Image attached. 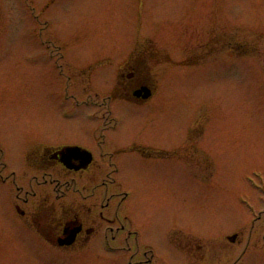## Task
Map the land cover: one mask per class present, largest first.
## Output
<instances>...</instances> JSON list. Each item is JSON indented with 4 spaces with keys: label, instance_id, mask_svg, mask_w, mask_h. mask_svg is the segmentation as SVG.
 Masks as SVG:
<instances>
[{
    "label": "rangeland",
    "instance_id": "obj_1",
    "mask_svg": "<svg viewBox=\"0 0 264 264\" xmlns=\"http://www.w3.org/2000/svg\"><path fill=\"white\" fill-rule=\"evenodd\" d=\"M132 49L140 56L136 64L146 65L145 80L157 83L152 104L161 106L136 109L155 114L147 116L148 124L129 107L114 106V114H123L120 134L161 129L160 119L168 129L175 118L183 147L215 152L208 184L191 179L183 164L177 185L183 225L217 237L243 219L249 233V206L264 210V0H0V140L9 147L8 158L14 162L18 152L14 134L88 129L89 112L74 97L77 74L98 57ZM111 67L99 66L92 77L102 89L112 82ZM192 156L196 164L203 161L201 153ZM123 175L129 185L141 183L126 169ZM163 214L151 219L152 230L164 228ZM10 235L14 225L0 210V264L68 263L38 259ZM245 255L243 264H264V250Z\"/></svg>",
    "mask_w": 264,
    "mask_h": 264
},
{
    "label": "flooded vegetation",
    "instance_id": "obj_2",
    "mask_svg": "<svg viewBox=\"0 0 264 264\" xmlns=\"http://www.w3.org/2000/svg\"><path fill=\"white\" fill-rule=\"evenodd\" d=\"M126 53L98 57L77 74L80 91L74 97L78 107L89 112L88 129L14 134V162L0 140V210L14 225L15 235L10 236L34 250L38 259H63L67 264H224L238 253L233 264H243L247 251L264 250V210L249 206L254 213L249 233L243 219L217 237L183 225L177 188L183 164L191 179L208 184L215 152L208 146L183 147L175 118L168 129H162L165 120L160 119L161 129L120 134L125 133L119 130L123 114H114V106L129 107L145 124L147 116L155 114L143 116L136 109L161 106L152 104L157 83L145 80L146 65L136 64L137 51ZM107 65L113 67L107 72L112 82L102 89L92 77L99 66ZM199 153L203 161L196 164L192 154ZM200 165L204 179L199 177ZM124 169L133 179L141 177V183L136 180L139 186L135 183L138 189L123 178ZM140 189L143 196L137 197ZM159 200L162 205L155 207ZM239 202L246 206L244 197ZM168 203L170 209H165ZM159 212L165 213L164 228L158 231L156 225L152 230L151 219L158 221Z\"/></svg>",
    "mask_w": 264,
    "mask_h": 264
},
{
    "label": "water",
    "instance_id": "obj_3",
    "mask_svg": "<svg viewBox=\"0 0 264 264\" xmlns=\"http://www.w3.org/2000/svg\"><path fill=\"white\" fill-rule=\"evenodd\" d=\"M149 94H150V93L147 91V94H146L145 96H149Z\"/></svg>",
    "mask_w": 264,
    "mask_h": 264
}]
</instances>
